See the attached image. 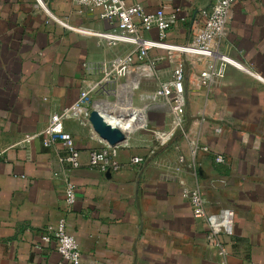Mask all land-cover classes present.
Here are the masks:
<instances>
[{"label":"crops","instance_id":"obj_1","mask_svg":"<svg viewBox=\"0 0 264 264\" xmlns=\"http://www.w3.org/2000/svg\"><path fill=\"white\" fill-rule=\"evenodd\" d=\"M44 1L79 31L53 21L35 0H0V264H56L55 242H42L40 233L62 216L79 245V264H216L207 224L193 217L183 189L204 195L215 224L221 209L233 211V232L223 237L228 264H264V0H234L230 7L220 48L243 68L185 56L181 127L162 145L147 130L130 135L118 148V168L107 174L88 162L89 150L101 147L102 139L75 120L64 127L80 151L78 167L59 160L66 154L61 142L44 146V134L16 144L26 134L41 133L52 113L98 80L99 74L86 75L84 63L132 50L93 34L117 30V21L102 18L100 9ZM128 1L147 12L178 9L183 20L165 35L178 44L189 41L191 26L205 21L202 11L212 2ZM146 35L156 37L157 30ZM149 56L156 58L155 79H168L172 57L158 49ZM209 63L212 76L202 81ZM155 79L143 81L133 100L151 103L149 127L168 130V106L149 97ZM216 154L224 162L216 163ZM67 179L75 186L70 212L64 202Z\"/></svg>","mask_w":264,"mask_h":264},{"label":"built area","instance_id":"obj_2","mask_svg":"<svg viewBox=\"0 0 264 264\" xmlns=\"http://www.w3.org/2000/svg\"><path fill=\"white\" fill-rule=\"evenodd\" d=\"M35 1L53 21L79 31L78 28L68 25L54 15L44 0ZM71 1L90 10L98 8L102 18L117 21L116 31L94 32L95 36L107 40L108 43H124L132 48L130 52L112 60L84 63L86 75L99 74L98 80L82 88L74 103L52 113L41 133L26 134L16 142V144L27 145L34 137L44 134V146L57 141L63 144L66 154L59 160L68 163L71 167L80 165V151L75 147L72 135L64 127L66 120H75L94 132L89 121V113L95 109L107 124L118 128L125 135V139L115 146L102 140L101 147L88 152L90 165L97 167L103 174L112 173L118 168L116 160L118 148L129 139L130 135L147 130L153 135L154 140L162 145L171 139L175 130L181 127L185 106V56H202L211 61H221L243 68L220 48V40L228 32V16L234 0H212L209 7L202 11L205 21L200 25L191 26L190 39L183 44L165 41L166 31L177 21L183 20L176 13L178 9L166 12L160 6L152 12H147L140 3L128 0ZM153 28L157 30V36L148 37L146 33ZM152 49L164 50L172 57L174 67L168 79H155L157 78L156 58L149 56V51ZM208 68L207 72L201 74L202 81L212 76L210 63ZM153 79L156 80L155 87L151 91L153 99H163L172 116L168 130L150 128L147 117L148 106L132 105L131 95L139 90L143 81ZM94 94H101L105 98L100 100L101 102L93 100ZM129 105L138 108H132ZM202 149L208 151L206 145H203ZM142 160V157H132V162ZM214 161L222 163L224 158L221 154H216ZM182 195L187 197L193 217L201 218L207 224L206 242L216 252L218 257L216 264H228L227 247L223 237L233 232V211L230 208L221 209L218 214L221 217L215 224L211 220V214L206 211V199L198 189H183ZM74 201L75 186L67 179L64 187L66 212L71 211ZM40 240L45 243L55 242V250L59 256L56 264L80 263L79 245L74 236L67 231L65 217L62 216L53 225L44 227L40 233Z\"/></svg>","mask_w":264,"mask_h":264},{"label":"water","instance_id":"obj_3","mask_svg":"<svg viewBox=\"0 0 264 264\" xmlns=\"http://www.w3.org/2000/svg\"><path fill=\"white\" fill-rule=\"evenodd\" d=\"M89 121L94 132L109 145L115 146L125 139V135L118 128L112 127L104 122L97 110L92 109L90 111Z\"/></svg>","mask_w":264,"mask_h":264},{"label":"rangeland","instance_id":"obj_4","mask_svg":"<svg viewBox=\"0 0 264 264\" xmlns=\"http://www.w3.org/2000/svg\"><path fill=\"white\" fill-rule=\"evenodd\" d=\"M155 66H156V65H155ZM155 68H156V67H155ZM156 70H157V68H156ZM135 95H136V94H133V95H131V97H130V98L132 99V105H134V106H138V107L148 106L147 108H150V109L152 108V107H151V106H152L151 103H147V104H145V105L142 104L141 106L137 105V104L135 103V101L133 100V97H134ZM145 95H146V94H143L142 97L145 98ZM149 97L152 99L151 102L155 101V100L153 99V96L151 95V93H150V96H149ZM150 128H151V127H150ZM153 129H154V128H153ZM150 134H151V133H150Z\"/></svg>","mask_w":264,"mask_h":264},{"label":"bare ground","instance_id":"obj_5","mask_svg":"<svg viewBox=\"0 0 264 264\" xmlns=\"http://www.w3.org/2000/svg\"><path fill=\"white\" fill-rule=\"evenodd\" d=\"M129 106H131V105H129ZM131 107H132V106H131ZM132 108H133V107H132ZM132 108H131V109H132ZM104 122H105V121H104ZM105 123H106V122H105Z\"/></svg>","mask_w":264,"mask_h":264}]
</instances>
